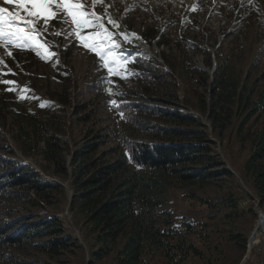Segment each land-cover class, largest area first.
I'll return each instance as SVG.
<instances>
[{
	"label": "rangeland",
	"instance_id": "rangeland-1",
	"mask_svg": "<svg viewBox=\"0 0 264 264\" xmlns=\"http://www.w3.org/2000/svg\"><path fill=\"white\" fill-rule=\"evenodd\" d=\"M86 3L102 16L106 28L115 34V52L126 58L121 69V76L126 78L109 75L99 57L79 47L74 37L55 36L54 32L62 28L55 20L52 21V30L41 37L52 46L49 50L57 53L47 60L41 59L33 50L11 44L5 48L0 44V58L4 61L0 65V80L15 81L14 85L0 83V160L23 159L41 173L40 180L56 181L63 187L50 192L48 201L34 198L36 195L32 190L11 188L12 200L0 202V222L7 226L5 234L8 236L15 235L20 228H28L30 224L56 217L57 226L68 241L57 254H50L37 243L51 239L53 234L45 231L39 237L31 233L24 237L21 245L5 246L1 252L7 259H2L0 254V264H119L117 249L121 241H117L115 247L111 245L113 249L102 257L93 255L98 249L95 237L84 216L70 209L72 187L69 177L52 172L42 161L39 146L33 145V154L23 153L17 132L16 115L23 117L37 112L38 119H45L47 123L54 117H63L66 120L64 131L69 157L75 143L85 138L86 129L110 123L111 116L89 92L93 82H100L102 75L107 90L111 89L112 101L116 97L130 98L138 104L153 107V111L159 114L163 113L162 110H182L199 118L203 124L201 130L205 133L202 141L206 137L208 139L204 143L209 149L210 163L206 165L203 161L184 166L200 168L206 165L214 176L206 182L196 181L194 184L174 180L167 187L166 204L160 208V211L170 213L172 227L181 218L197 222L182 235L196 252H189L183 261L174 262L165 254L166 251H156L146 255L145 264H264V244L260 243L262 250L247 246L258 214L264 213V203L254 189L253 177L245 170L250 145L236 134L237 120H233L221 133L212 130L206 114L198 112L195 107L196 95H205L203 88L199 87L201 78L199 81L191 80L185 73L187 69L195 68L211 76L216 48L221 45L218 51L223 57L228 56L240 77L248 70L251 79L264 76V0H95V6L94 0H86ZM6 6L10 11L15 10L13 3ZM105 12L107 16L103 15ZM109 18L117 23L118 28L107 23ZM236 25L240 27L238 32L235 31ZM63 27L67 28L66 25ZM127 31L135 36L129 37ZM121 34H126L129 42H124ZM134 48L147 55L133 57L125 53ZM202 49L212 55L211 64ZM8 51L11 56L7 55ZM165 57L173 63L170 64ZM148 58H151L150 62ZM134 60L135 65L129 66ZM155 60L168 70L171 80L141 81L140 73L131 79L133 69L146 63L156 64ZM65 71L77 85L73 96L82 95V102L94 110L90 112L93 113L92 119L74 130H70L67 124L71 107L59 101L58 97L65 87ZM143 85L148 89L144 91ZM146 117L147 113L140 116L136 135L130 137L158 144L193 140L182 134L175 135L173 139L157 137L155 130L141 124L144 119L163 128L180 126L183 129L184 126L161 116ZM250 126L255 127L252 123ZM33 141L36 143V137ZM112 145L108 144L103 149ZM2 168L0 165V174ZM172 254L173 251L170 252Z\"/></svg>",
	"mask_w": 264,
	"mask_h": 264
},
{
	"label": "trees",
	"instance_id": "trees-1",
	"mask_svg": "<svg viewBox=\"0 0 264 264\" xmlns=\"http://www.w3.org/2000/svg\"><path fill=\"white\" fill-rule=\"evenodd\" d=\"M235 27L238 32L239 25ZM220 47L221 45L216 48V62L211 76L195 68L187 69L185 73L191 80L199 81L201 78L199 87L203 88L205 95H196L195 107L198 112L206 114L214 132H223L233 120H237L236 134L250 145L245 170L252 175L254 189L264 203V76L251 79L248 70L240 77L233 64L228 61V56L223 57L220 54ZM202 50L211 64L212 55L209 51ZM125 53L133 57L139 54L147 55L137 49L126 50ZM165 59L170 64L173 63L167 57ZM150 60L151 58H148L149 62ZM134 63L135 60L129 63V66L135 65ZM138 73L142 76L141 81L171 80L168 70L157 61L156 64L146 63L133 69L131 79ZM65 74V87L58 97L59 101L71 107L67 124L70 130H74L78 125L88 123L93 117L90 112L94 110L91 105L82 102V95L73 96L77 85L70 79L67 71ZM142 87L144 91L148 89L146 85ZM89 90L91 96L96 98L97 102L103 105V110L111 116L108 125L86 129L85 138L75 143L68 157L64 131L66 120L63 117H54L47 123L45 119H38L37 112L25 114L23 117L16 115L21 151L33 154V145L39 146L40 157L52 172L61 177H69L72 187L70 209L81 213L89 225L98 247L93 254L96 258L112 250V246L115 247L120 240L117 249L119 264H145L146 255L156 251H166L165 254L175 260L174 262L183 261L189 252L194 253L196 249L192 244L188 245L182 235L188 233L197 222L181 218L177 219L178 224L172 227L170 213L160 211V208L166 204V190L174 180L183 184H194L196 181L206 182L214 176V172L206 166L210 163V157L209 149L204 143L208 141L207 137L202 141L205 134L201 130L203 124L198 117L182 110H162L163 113L159 114L158 111H153V107L138 104L130 98L116 97L118 107L114 106L103 75L101 81L93 82ZM146 113V118L161 116L184 126L183 129L180 126L176 129L163 128L144 119L141 124L151 127L152 131L155 130L157 137L173 139L175 135L182 134L193 140L158 144L130 137H135L136 125L140 124L139 118ZM250 123L255 127L251 128ZM199 134L201 136H198ZM35 137L36 143L33 141ZM108 144L113 145L103 149ZM203 161L206 162L204 167L184 166ZM0 165H3L0 174V202H4V199L12 200L9 190L13 187L32 190L36 195L34 198L46 201L49 200L50 192L63 188L56 181L40 180L41 173L23 159L13 161L5 158L0 160ZM55 218H46L39 223L30 224L28 228L25 226L18 229L15 235L8 236L5 234L7 226H4L3 221L0 222L1 258L7 259L1 252L5 246L21 245L24 237L29 234L42 237L45 231L47 234H53L52 238L37 243L38 247L50 254H57L68 241L66 236L62 235V229L57 226Z\"/></svg>",
	"mask_w": 264,
	"mask_h": 264
},
{
	"label": "snow or ice",
	"instance_id": "snow-or-ice-1",
	"mask_svg": "<svg viewBox=\"0 0 264 264\" xmlns=\"http://www.w3.org/2000/svg\"><path fill=\"white\" fill-rule=\"evenodd\" d=\"M3 3L15 5L13 11L0 7V44L5 48L11 44L30 49L44 60L56 56V52L49 50L52 46L48 41L41 39L44 33L52 30V21L55 20L62 25L60 30L54 32L55 36L74 37L79 47L99 57L109 75L126 78L121 76L122 63L126 58L115 52V34L106 28L102 16L87 6L86 0H3ZM103 15L107 16V12ZM107 23L118 28L111 18ZM121 35L124 36V42H129L126 34ZM7 55L11 56V52L8 51ZM3 63L0 58V65ZM0 83L14 85L15 81L0 80ZM111 103L118 107L115 100Z\"/></svg>",
	"mask_w": 264,
	"mask_h": 264
},
{
	"label": "built area",
	"instance_id": "built-area-1",
	"mask_svg": "<svg viewBox=\"0 0 264 264\" xmlns=\"http://www.w3.org/2000/svg\"><path fill=\"white\" fill-rule=\"evenodd\" d=\"M264 244V213H259L255 222L254 232L247 239V246L251 248L257 247L262 250Z\"/></svg>",
	"mask_w": 264,
	"mask_h": 264
},
{
	"label": "bare ground",
	"instance_id": "bare-ground-1",
	"mask_svg": "<svg viewBox=\"0 0 264 264\" xmlns=\"http://www.w3.org/2000/svg\"><path fill=\"white\" fill-rule=\"evenodd\" d=\"M124 30H126V28H124ZM127 33H128V36H129V37H132V38H133V36H135V35H133L134 33L131 32V31H127Z\"/></svg>",
	"mask_w": 264,
	"mask_h": 264
},
{
	"label": "water",
	"instance_id": "water-1",
	"mask_svg": "<svg viewBox=\"0 0 264 264\" xmlns=\"http://www.w3.org/2000/svg\"><path fill=\"white\" fill-rule=\"evenodd\" d=\"M214 68V67H213ZM213 71V70H212Z\"/></svg>",
	"mask_w": 264,
	"mask_h": 264
}]
</instances>
